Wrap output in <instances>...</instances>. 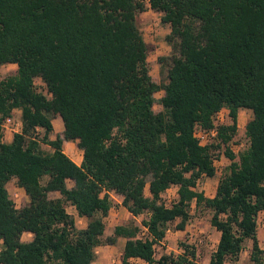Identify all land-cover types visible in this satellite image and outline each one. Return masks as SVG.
<instances>
[{
	"label": "trees",
	"instance_id": "1",
	"mask_svg": "<svg viewBox=\"0 0 264 264\" xmlns=\"http://www.w3.org/2000/svg\"><path fill=\"white\" fill-rule=\"evenodd\" d=\"M148 5L169 27L160 84L149 73L137 22L145 0H0V67L17 65L14 75L0 76V124L16 108L22 121L9 143L0 125V264H93L96 247L119 237L121 264H193L196 250L186 243L176 257L155 259V245L173 221L185 228L192 204L209 209L219 232L208 264L238 258L246 240L252 264H264L257 238L264 210V0ZM35 78L50 96L37 91ZM221 108L231 123L218 127L217 143L199 145L194 126L212 128ZM241 109L252 116L244 125L248 146L236 160L229 142ZM54 118L64 129L50 139ZM36 127L43 131L38 138ZM74 140L83 151L80 164L62 149ZM221 145L229 170L206 197L197 185L215 175L212 150ZM12 178L27 196L20 208L7 190ZM171 186L177 199L166 205L161 196ZM111 193L132 216L148 214L145 236L128 222L104 238ZM66 204L86 218L85 227L76 226ZM24 232L32 238L23 240Z\"/></svg>",
	"mask_w": 264,
	"mask_h": 264
},
{
	"label": "rangeland",
	"instance_id": "2",
	"mask_svg": "<svg viewBox=\"0 0 264 264\" xmlns=\"http://www.w3.org/2000/svg\"><path fill=\"white\" fill-rule=\"evenodd\" d=\"M146 1V0H145ZM137 22L139 29L144 37L147 44V62L149 67V73L152 79L156 83H161L165 81V73L162 72V65L159 61L160 57L167 56L170 53V46L165 40V36L169 33V27L161 22V14L146 8L145 11L141 12L137 17ZM17 65L13 63L3 64L0 67L1 78H6L12 76L16 73ZM35 87L37 91L43 92L48 95L46 86L40 78H35ZM163 95V90H158L155 96L154 111L158 112L162 110V105L159 102L160 97ZM20 112H16L15 116L18 118ZM252 116V112L249 110H244L240 113L238 118V128L233 136L232 140L229 142V146L235 153L236 160L241 151H243L248 146V138L245 134L244 124ZM226 123H231V118L226 120ZM217 143L214 142L213 144ZM44 150H52L47 144H41ZM79 148V147H78ZM225 146L221 145L220 148L212 150L213 157L216 159L215 167L216 172L212 177L203 176L197 185L199 191H203L206 197H212L215 193L216 185L218 180L228 172L229 164L231 160L224 153ZM68 186L72 185L71 181H67ZM18 184L15 178H12L7 183V189L9 196L12 198L17 194ZM146 194H148V188L145 189ZM112 194V207L105 217V234L104 238L112 235L115 225L134 222L141 227L140 236H145V228L142 225V220L147 219L148 214L145 212L138 216H132L127 209L121 204L122 198L118 195ZM58 193L51 194V196H58ZM21 197V194L20 196ZM177 199V186H171L164 193H162L161 200L166 204L170 205ZM67 211L72 215L74 213L69 205H66ZM191 218L187 222L183 230L176 229L177 220L173 221L169 230L166 233L164 240L155 245V259L163 254L170 255L171 257H176L179 253L183 252V243L192 245L196 250V258L193 264H208L209 258L212 252L215 250L218 239L219 232L210 224L211 213L208 208H201L198 211L195 209V205H191ZM257 223V238L261 249L264 250V210L258 215ZM86 218H75V224L78 228H83L86 226ZM24 240H29L31 237L27 234L22 236ZM124 244V238L119 237L114 244H102L95 249V260L93 264H121V254L122 247ZM252 242L251 240H246L243 245V249L240 252L238 258L227 259L225 264H252L250 260ZM134 264H145L144 261L135 259Z\"/></svg>",
	"mask_w": 264,
	"mask_h": 264
},
{
	"label": "built area",
	"instance_id": "3",
	"mask_svg": "<svg viewBox=\"0 0 264 264\" xmlns=\"http://www.w3.org/2000/svg\"><path fill=\"white\" fill-rule=\"evenodd\" d=\"M148 5V0H146ZM44 83V82H43ZM45 85V83H44ZM50 96V93H48ZM230 118L229 111L227 108H221L218 110L212 117L213 127L210 129L203 128L199 124L194 126L193 135L198 139L199 145L207 146L211 143L217 141L218 127L220 125L227 124L226 120ZM1 131L2 137L5 135H14V133H18L22 129V121L15 116V113L12 112L11 115L5 117L1 122ZM42 129L40 127H36V129L32 133V137L38 138L42 136ZM216 159H213V164L215 166ZM216 168V167H215ZM111 198L112 194H111Z\"/></svg>",
	"mask_w": 264,
	"mask_h": 264
},
{
	"label": "crops",
	"instance_id": "4",
	"mask_svg": "<svg viewBox=\"0 0 264 264\" xmlns=\"http://www.w3.org/2000/svg\"><path fill=\"white\" fill-rule=\"evenodd\" d=\"M147 7H149V5H147ZM150 8V7H149ZM151 9V8H150ZM244 110H249V109H241L238 113V118L240 116V113ZM251 112V110H249ZM14 113L16 112H20V115H19V119L21 120V111L20 109L16 108L13 110ZM238 120V119H237ZM238 123V122H237ZM52 124H53V131L51 132L50 134V139H55L57 135H62V131L64 129V126H63V122L60 118H54L52 120ZM245 125V124H244ZM43 134V131L42 133ZM13 136L12 135H5L4 137H2V141L3 142H6V143H9L11 140H12ZM62 149L63 151L77 164H80L81 161H82V157H83V151L81 148H78V145H77V140H74V141H63V144H62ZM68 181V180H67ZM70 181V180H69ZM72 182V181H71ZM68 185V184H67ZM71 186V185H70ZM18 191L20 192L21 194V197L20 194H18V198H16L17 194L14 195V197H12L14 203H15V207L17 208H20L22 207L26 202H27V196H26V193L24 191V189L22 187H18L17 188ZM8 190V189H7ZM54 193H58V192H53L52 194ZM59 194V193H58ZM60 194L58 196H53V197H59ZM66 205H69V204H66ZM66 205H65V208H66ZM71 207V209L73 210L72 212L74 213V215L72 214V216L74 217V219L76 217H80V218H84V217H81L77 214L76 212V209L74 208V206L72 205H69ZM67 210V209H66ZM68 212V211H67ZM69 213V212H68ZM70 214V213H69ZM85 219V218H84ZM24 234H27L29 235L31 238H32V233L30 232H24ZM22 235V236H23ZM30 238V239H31ZM23 239V238H22ZM29 239V240H30ZM24 240V239H23Z\"/></svg>",
	"mask_w": 264,
	"mask_h": 264
}]
</instances>
